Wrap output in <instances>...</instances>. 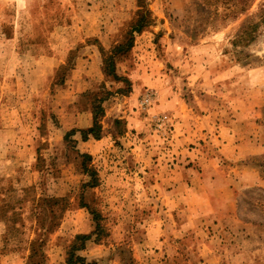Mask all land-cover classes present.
Returning a JSON list of instances; mask_svg holds the SVG:
<instances>
[{"label":"rangeland","instance_id":"374dc122","mask_svg":"<svg viewBox=\"0 0 264 264\" xmlns=\"http://www.w3.org/2000/svg\"><path fill=\"white\" fill-rule=\"evenodd\" d=\"M8 2L12 22L16 2ZM245 3L30 1L29 14L20 16L27 29L20 57L0 81V104L17 106L0 112V264H67L76 235L96 229L91 210L100 215V228L75 253L88 263L264 264V182L237 187L233 214L208 223L181 202L183 189L174 190L180 167L204 165L198 160L218 150L213 121L223 106L226 117L244 120L261 153L247 162L262 165L264 177V24L253 41L235 43L247 21L260 22L264 0H253L247 11ZM142 17L146 27L133 33L132 50L114 60L122 79L115 81L105 61ZM66 23L82 30L68 29L69 42L55 51L30 46L33 39L58 45L42 27ZM95 54L96 63L87 60ZM49 55L56 60L47 62ZM32 66L44 71L33 76ZM64 79L65 89L57 91ZM148 90L155 101L143 109ZM102 97L108 100L101 140L84 146L79 133L65 140L77 124H90L91 103ZM163 116L170 124L161 129L155 119ZM81 152L91 155L94 189L86 188L90 179L76 158Z\"/></svg>","mask_w":264,"mask_h":264},{"label":"crops","instance_id":"0c3cea01","mask_svg":"<svg viewBox=\"0 0 264 264\" xmlns=\"http://www.w3.org/2000/svg\"><path fill=\"white\" fill-rule=\"evenodd\" d=\"M8 1L10 0H0V81L3 78L6 80L8 65L12 62V60L20 57L19 48H21L23 44L21 40V32L27 30L25 29L24 23L20 21V16L24 17L29 14V4L31 0H13V2L15 1L16 3H13V14H11V17L14 21L12 22L7 21L9 17ZM67 12L70 11L67 10ZM32 26L33 28H30L31 31H38V29L36 30L34 28V25ZM73 28L78 30L79 25L76 26L74 24L73 26H70L69 23H66V25L63 26H60L59 24L52 29L50 27H42L43 31L47 30L48 32H51L54 36L53 38L57 36L56 39L60 43L57 45L51 41V44L45 45L40 44V42L33 39L30 46L43 48L51 46V50L55 51L56 47L69 42L70 39L68 37V33L67 36H65L66 31L68 29H71L72 31ZM123 57L125 56L120 58ZM31 59L35 60V63L37 64L40 63V57L38 56H33ZM54 59L56 60L55 56L52 55L46 57L47 62L52 60L54 61ZM87 60H91V63H96L98 61V57L95 54L93 56H89ZM58 61L62 62L63 60L60 59ZM32 67L33 70L29 71V73L33 76L38 75L41 70L44 71L37 66ZM74 72H76L75 68L70 71L69 76L74 74ZM17 74L22 75L23 70H19ZM66 83L67 81H65L63 85L57 86V91L64 90ZM0 84L2 85V88H4V83L0 82ZM2 95L3 94L1 93L0 96ZM15 107H8L7 103H1L0 112H8L9 110L16 111L17 109ZM223 109L224 111H222L221 114L217 115L214 113L218 122L216 120L213 121V126L217 127V130H219V135L216 136L214 140L218 150L213 153L212 157L208 158L207 154V157L204 156L198 160L200 162L204 159V161H202L204 162V165L200 164L199 167L194 165L184 169L181 167L179 168L178 166L176 167L181 169L180 175L182 177L179 181L180 183L178 187H175L174 190L179 191L180 189H183L186 192L181 202L184 204V206L188 207L187 210L191 212L195 210V214L197 213V216H199L198 220L204 223L222 220L226 216L233 214V206L235 203L234 191L237 189V187L240 185H244L245 187L261 186L264 182L262 172L263 166H256L250 161L247 162L249 157H253L254 159L256 158L255 156H257V154L259 155L261 153L259 148L256 147L257 145L253 143V140L249 139L244 120H242L239 115L234 117H228L227 115L226 117L227 107L223 106ZM91 126L92 114L91 122L88 126L77 124L75 128L79 130H86ZM15 128H17V126H15ZM2 133L3 136L1 142L6 144L9 141L7 137V133H9V131L7 130L6 126L2 128ZM89 141L82 143L84 146H86ZM216 154H219L220 160L217 159ZM192 155V153H189V156ZM192 160L193 159H191L190 162H193ZM3 238L4 236L0 232V241Z\"/></svg>","mask_w":264,"mask_h":264},{"label":"trees","instance_id":"16d2710c","mask_svg":"<svg viewBox=\"0 0 264 264\" xmlns=\"http://www.w3.org/2000/svg\"><path fill=\"white\" fill-rule=\"evenodd\" d=\"M253 0H246L244 11H247L249 7L251 6ZM246 8V9H245ZM145 17H142L139 19V21L132 26L131 31L129 32L130 38L127 39L126 42L119 44L117 47L113 48L111 55L106 59V69L108 71V76L112 77L115 81H122L121 77H119L116 68H115V62L114 60L117 58H120L122 56H126L127 53H129L133 48V33L137 32L140 33L142 29L146 27V23L144 22ZM264 24V6L261 9V19L259 23L252 24L250 21H247L243 25V29L240 33V35L237 38L236 44L243 43V42H251L255 39L254 33L257 31L260 25ZM103 51L101 50V53ZM72 70V69H71ZM70 70V71H71ZM67 77H65L66 79ZM61 80L57 86L63 85L66 80ZM123 81L127 82L126 79H123ZM108 96V94H107ZM108 100V97H102L100 99L94 100V103H91V114H92V126L86 130H72L69 131L65 135V140H69L74 136L75 133H79L82 139V142H87L91 138L95 140H101V133H102V127L100 126V119L105 117V109L103 107V104ZM122 121L115 120L114 124L118 127L120 126ZM76 158L79 161V164L82 167L83 173L89 177L90 181L87 183L86 188L88 189H94L98 186V180L96 176V172L93 168L89 167L91 162V155L86 153H80L76 156ZM83 202V201H81ZM83 208H87L84 203H82ZM90 213L93 216V220L96 224L95 231L97 232L98 228H100L99 222H100V215L94 211L91 210ZM93 231L91 234H78L75 237L73 246L71 247V251L69 253L67 264H98L96 262L88 263L87 260L79 255H75L76 252L84 250L86 247L87 242L92 240L93 235H97V233ZM81 242L80 247L76 245Z\"/></svg>","mask_w":264,"mask_h":264},{"label":"built area","instance_id":"2783aa9c","mask_svg":"<svg viewBox=\"0 0 264 264\" xmlns=\"http://www.w3.org/2000/svg\"><path fill=\"white\" fill-rule=\"evenodd\" d=\"M154 96H155V94H154L153 91H149L148 90V91L145 92V94L143 95L142 102H141V105H142L143 109H147V108L152 106V104L155 101V97ZM155 121H156L157 127L161 128V129L162 128L164 129V128L168 127L169 124H170V121H169L167 116L157 117L155 119Z\"/></svg>","mask_w":264,"mask_h":264}]
</instances>
